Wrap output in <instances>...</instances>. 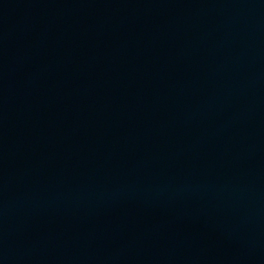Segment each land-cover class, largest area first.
<instances>
[{
    "label": "water",
    "instance_id": "obj_1",
    "mask_svg": "<svg viewBox=\"0 0 264 264\" xmlns=\"http://www.w3.org/2000/svg\"><path fill=\"white\" fill-rule=\"evenodd\" d=\"M243 264H264V256L251 260L249 262L243 263Z\"/></svg>",
    "mask_w": 264,
    "mask_h": 264
}]
</instances>
